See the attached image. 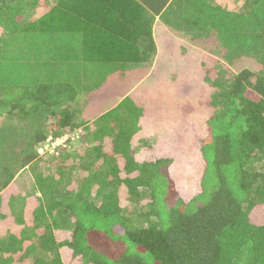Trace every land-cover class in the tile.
I'll return each instance as SVG.
<instances>
[{
    "label": "trees",
    "instance_id": "1",
    "mask_svg": "<svg viewBox=\"0 0 264 264\" xmlns=\"http://www.w3.org/2000/svg\"><path fill=\"white\" fill-rule=\"evenodd\" d=\"M261 1L246 0L243 14ZM173 2L0 0V116L9 123L0 146L13 118L23 124L46 111L30 120L36 126L17 155L0 152V264H264V76L242 70L226 86L219 61L179 42L181 52L160 51L115 108L79 122L68 107L77 86H14L5 71L15 35L27 32L80 34L87 63H143L155 42L170 39L158 32L154 41L147 11L158 16ZM247 15L242 35L262 55L264 31L251 23L260 16ZM79 129L71 149L38 156L50 136ZM22 172L34 188L8 203Z\"/></svg>",
    "mask_w": 264,
    "mask_h": 264
},
{
    "label": "rangeland",
    "instance_id": "2",
    "mask_svg": "<svg viewBox=\"0 0 264 264\" xmlns=\"http://www.w3.org/2000/svg\"><path fill=\"white\" fill-rule=\"evenodd\" d=\"M245 2L246 0H174L166 9L162 21L166 23L169 19L177 17L178 23L174 24L176 29L171 25L168 27L172 42L167 38H165L166 41H159V44L164 46L159 47L162 55L174 54V50L178 51L177 48L174 49L176 43L181 42L183 47L188 44L189 47H186L191 53L200 52L221 63L223 67L221 81L226 86L230 85L231 77L242 70H249L264 76V53L254 55L255 47L250 45L251 38L248 39L247 34L242 35L243 31H247V25L251 20V16L247 15L249 11L258 13L260 17H256L257 20L251 23L256 22L255 25H259L258 29L264 31V3L257 2L254 6L247 8L244 15L246 7L241 8ZM193 24L197 27L196 31L184 29ZM81 41L82 36L74 33L27 32L16 34L13 40V60L10 59L13 63L5 71L10 77L13 75L14 86L33 85L42 80L65 81L77 86L76 101L68 107L77 111L79 122L82 119L93 122L132 92L135 86L149 74L155 57L152 56L148 61L149 65L144 67H142L144 64L124 66V68L113 64L87 63L82 59ZM256 46L262 47L264 51V44L261 45L259 40ZM232 59H237V62H229ZM216 93L220 94L221 91H216ZM43 111L38 115L29 116L28 122H23V124L19 118H13L10 124L12 131L9 132L7 141L3 143L4 148L0 146V152L12 151L17 155L22 148V143L30 137L36 126L30 120L37 122L42 120L46 114V111ZM44 123L45 121L43 125ZM8 125V118L0 116V128ZM183 171L187 181L195 180L196 171L190 168H184ZM33 181V175L30 176L28 172L18 175L11 188V193L9 192L14 195L11 199L8 198L10 199L8 203L18 200L19 193L32 190ZM3 192L4 190L1 189L0 194ZM6 208L3 209V213L7 214L8 208ZM30 260H35V256L32 255Z\"/></svg>",
    "mask_w": 264,
    "mask_h": 264
},
{
    "label": "built area",
    "instance_id": "3",
    "mask_svg": "<svg viewBox=\"0 0 264 264\" xmlns=\"http://www.w3.org/2000/svg\"><path fill=\"white\" fill-rule=\"evenodd\" d=\"M82 130H75L63 134L60 137L50 136L46 143L38 148L37 154L40 158L59 156L62 151L71 149L74 143L78 142L82 135Z\"/></svg>",
    "mask_w": 264,
    "mask_h": 264
},
{
    "label": "crops",
    "instance_id": "4",
    "mask_svg": "<svg viewBox=\"0 0 264 264\" xmlns=\"http://www.w3.org/2000/svg\"><path fill=\"white\" fill-rule=\"evenodd\" d=\"M151 11L149 10V11H147V14L148 15H146V16H148V17H154V19H153V23H152V32H153V39H154V41L156 40V38H158V32H160L163 36L165 35V36H167V37H170V30H169V26L172 24L173 25V27H174V24L175 23H178V21H176V18L177 17H173V18H171V19H169L166 23H164L163 21H162V18H163V15L165 14V11H163V12H161V14L160 15H151ZM175 28V27H174ZM176 29V28H175ZM181 29V28H180ZM178 31V30H177ZM180 31V30H179ZM194 31H196V29L194 30ZM172 32V31H171ZM182 33H184L185 34V32H182ZM140 42H141V40H140ZM155 44H156V52L155 53H153L152 54V56H154L155 57V61L154 62H152L151 63V69H150V72H149V74L144 78V79H142L141 80V82H139L136 86H135V88L136 87H138L149 75H150V73H152L153 72V70L155 69V64H156V61H157V58H158V56L160 55V50H159V48H158V46H157V43L155 42ZM188 45V44H187ZM152 56H151V58H152ZM151 58L148 60H146L145 62H143V63H140V64H144L142 67H144L145 65H149V63H148V61H150L151 60ZM115 65H117L118 67L119 66H121V67H124V66H131L132 64H122V63H116ZM133 66V65H132ZM134 66H135V64H134ZM125 68V67H124ZM146 69V68H145ZM134 88V89H135ZM133 89V90H134ZM132 90V91H133ZM127 96V95H126ZM125 96V97H126ZM124 97V98H125ZM123 98V99H124ZM117 106V105H116ZM115 106V107H116ZM114 107V108H115ZM111 109H113V108H111ZM110 109V110H111ZM109 110H107L106 112H108ZM105 112V113H106ZM104 113V114H105ZM103 115V114H102ZM101 115V116H102ZM100 117V116H99ZM98 119V118H97ZM96 119V120H97Z\"/></svg>",
    "mask_w": 264,
    "mask_h": 264
}]
</instances>
